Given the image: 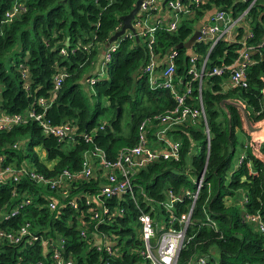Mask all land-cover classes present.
Segmentation results:
<instances>
[{
	"label": "trees",
	"instance_id": "trees-1",
	"mask_svg": "<svg viewBox=\"0 0 264 264\" xmlns=\"http://www.w3.org/2000/svg\"><path fill=\"white\" fill-rule=\"evenodd\" d=\"M215 1L227 10L231 6L233 14L245 5L243 1ZM15 2L25 8L6 19V10ZM134 2L0 0V113L40 110L38 99L44 97L49 102L45 117L53 124L68 122L73 126L70 136L63 140L43 131L36 120L0 130V169L7 165L25 166L46 176H55L64 168L70 172L56 188L24 174L16 182L13 170L3 174L0 230L13 231L27 224L28 233L17 242L0 236V264H56L52 257L55 250L75 264H148L141 253L144 241L138 215L148 212L157 228L161 219L167 228L170 215L164 203L168 191L180 195L173 203V213L179 216L188 212L192 197L185 191L195 188L194 180L203 169V184L190 213L188 238L178 262L264 264V233L243 219V214L257 212L264 221V137H250L240 108L230 103L224 108L220 104L224 98L241 101L252 123L264 121V44L248 66L247 86L225 88L231 68L216 74L209 71L214 66L230 64L238 55L240 43L220 38L209 51L200 93L198 81H193L186 99L197 105L201 95L209 140L203 119L170 125L166 135L180 141L178 159L159 157L137 167L130 172L133 194L102 198L107 212L99 206L102 201L97 199V192L107 182L103 159L86 150L97 146L107 159H114L120 147L136 142V128L142 119L161 114L175 102L169 89L149 86L142 71L146 59L142 38L120 34L111 41L116 44L111 58L102 64L105 43L119 29L120 16ZM250 13L253 40L257 41L264 30V10L261 5H254ZM190 32L191 24L187 22H182L175 32L156 31L159 51L177 49L176 71L180 74L184 73L190 53L203 56L209 47L204 41H195L189 48L177 46ZM88 42L90 45L84 48ZM61 48L66 53H61ZM60 70H66L67 75L54 89V74ZM89 77H93L91 83ZM82 84L87 90L90 85L93 87V102ZM102 116L106 121L100 119ZM155 122L163 126L160 121ZM86 135L91 139L86 140ZM246 135L248 142L244 141ZM149 137L155 136L150 133ZM194 146L197 153L193 152ZM238 146L244 157L232 167ZM36 147L44 152L43 157ZM24 158L33 167L21 163ZM85 159L93 167L86 176L81 172ZM88 194L92 197L90 203L85 202ZM228 197H233L234 202L227 203ZM26 198L28 202L24 201ZM71 198L77 199V207L69 203ZM51 199L56 203L53 208L49 206ZM94 209L99 210L97 217L93 216ZM159 216L163 217L157 222ZM30 237L36 239L29 242ZM105 243L111 245L110 251ZM199 256L206 261L196 262Z\"/></svg>",
	"mask_w": 264,
	"mask_h": 264
},
{
	"label": "built area",
	"instance_id": "built-area-1",
	"mask_svg": "<svg viewBox=\"0 0 264 264\" xmlns=\"http://www.w3.org/2000/svg\"><path fill=\"white\" fill-rule=\"evenodd\" d=\"M236 1H243L245 3L244 7L237 14L232 13L233 9L231 6L227 10L223 8L221 3H216L215 0H141L139 9L132 19L134 29H126L123 33L127 37L135 36L145 40L146 59L142 65V71L147 78L148 84L151 88L162 87L169 89L175 102L173 106L167 108L161 114L142 119L136 128V142L131 146L125 145L120 147L114 159H107L104 151L97 146L86 150V152L103 159L102 167L104 168L107 182L102 185L96 196L98 200L102 201V204L99 205L98 203V205L103 212H107L108 207L103 203L102 198L123 193L133 194V185L130 178L132 170L144 166L149 161L159 157L178 159L180 155V141L170 139L166 135V131L170 125L183 123L187 119L193 122L203 119L205 121L206 137L209 140V128L206 122L201 95L199 94L198 96L197 105L186 102V99L191 94L193 81H198L200 93L209 51L220 38L227 37L230 40L239 42L238 55L230 64L214 66L209 72L216 74L221 73L224 68H231L226 85L233 87L247 86V69L254 61L247 49L259 48L264 44V30L259 40H253L255 31L251 26L253 16L250 12L254 5H261V8L264 10V0H233V2ZM24 8L21 3L15 2L11 8L6 10V19L10 20ZM199 21L201 22L198 27L200 34L195 41L208 43L207 53L203 56L197 55L195 52L190 53L184 73H177L176 57L178 51L176 48H166L164 52L159 51L156 31L158 29H165L169 32H175L182 22H187L191 24V35L196 29V23ZM236 24H239L238 30L234 32L233 26ZM247 24H250V26L247 27ZM89 45L90 42L84 44L83 47L87 48ZM115 48L116 44L109 42L104 51L102 64L111 58V52ZM60 52L66 53V50L61 48ZM65 75H67L66 70H60L54 74V89L60 87L61 79ZM88 80L91 83L93 77H89ZM38 103L42 106L40 110L26 108L23 111L14 113H0V130H7L14 125L25 123L29 120H36L40 123L43 131L56 135L59 140L69 137L73 131V126L68 122L53 124L44 114L49 102L44 97H39ZM155 120L160 121L163 126H159ZM150 133L154 134L155 137L150 139ZM90 139L91 137L86 135V140ZM207 148H209V143ZM243 157L244 152L240 153L237 161L238 164ZM92 168V164L85 159L81 172L85 176L89 175L92 173ZM11 170L15 172L12 177L16 182L19 180V175L24 174L37 182L48 183L50 188H56L58 184L64 182L66 177L70 176L67 168L57 172L55 176H46L36 168L27 169L25 166L7 165L3 169H0V180L3 174ZM203 177L204 169L194 180L195 188L185 191V193L192 197V202L188 212H181L179 216L173 213L172 207L174 201L179 200L180 195L175 194L172 190L168 191V200L164 203L170 215L167 228H157V223L148 212H141L138 215L144 241V249L141 253L147 259L148 264H180L178 262V255L188 238L186 236V226L190 220V213L193 208L192 204L194 206V202L203 184ZM100 194H103V196L99 197ZM91 198V195L88 194L85 202L90 203ZM243 198L246 199L247 197L244 196ZM24 201L28 202L29 199L26 198ZM69 203L73 207L78 206V201L75 198H71ZM55 205L56 203L53 199L49 200L50 207L53 208ZM93 211V216L97 217L99 210L94 209ZM15 212L16 210L12 214ZM244 219L253 223L256 229L264 233V221H262L259 213H245ZM158 230L160 231L159 234H157ZM27 233V224H23L13 231L5 232L0 230V236L7 237L11 242L21 240ZM81 233L84 234V231L81 230ZM33 239L36 238L30 237L28 241L31 242ZM104 245L107 251L111 250L109 243H105ZM52 257L56 264H75L71 258H64L60 250H55L52 253ZM195 261L204 263L206 259L204 256H199ZM24 264L29 263L24 262Z\"/></svg>",
	"mask_w": 264,
	"mask_h": 264
},
{
	"label": "water",
	"instance_id": "water-1",
	"mask_svg": "<svg viewBox=\"0 0 264 264\" xmlns=\"http://www.w3.org/2000/svg\"><path fill=\"white\" fill-rule=\"evenodd\" d=\"M140 2L141 0H135L133 7L125 14H122L120 16L121 18V26L119 27V29H117L116 31H114L112 33V35L110 36L109 40L105 43V45L107 46L109 44V42H111L112 40H114L117 36H119L120 34H122L123 32L126 31V29H134L133 25H132V19L135 17L139 6H140ZM201 22H197L196 23V29L193 31V33L183 42H179L177 46L180 47H186L189 48L192 46V44L194 43V41L196 40V38L198 37V35L200 34L198 27L200 26ZM227 103H231L234 105H237L242 112L243 115V119H244V123H245V128L247 129L248 132H258L259 130L262 129V125H254L252 123V121L250 120V117L248 116V113L245 109V107L238 101L235 100H229V99H221L220 104L224 105ZM193 207V204H192Z\"/></svg>",
	"mask_w": 264,
	"mask_h": 264
},
{
	"label": "rangeland",
	"instance_id": "rangeland-1",
	"mask_svg": "<svg viewBox=\"0 0 264 264\" xmlns=\"http://www.w3.org/2000/svg\"><path fill=\"white\" fill-rule=\"evenodd\" d=\"M238 25L239 24H236L235 26H233V31L234 32H236L237 30H238ZM250 26V24H247V27H249ZM258 50V48H248L247 49V51L251 54V57H253V59H254V53L256 52ZM204 82H203V85H205V80H203ZM82 86L84 87V89H86V87H85V85L84 84H82ZM84 92L85 93H87L88 92V95H89V99H90V101L91 102H93L95 99H96V97H95V95H91L90 93H93V87L90 85L89 87H88V90L86 89V90H84ZM102 101L104 102L105 101V98H102ZM241 102V101H240ZM243 116V115H242ZM245 124V123H244ZM256 125H258V124H256ZM259 125H262V130H259L258 132H255V135H256V139H262L263 137H264V121L263 122H261V123H259ZM69 140L70 139H68L67 141H66V143L68 144L69 143ZM244 141L246 142H248V137L247 136H245L244 137ZM239 146L237 147V149H236V151L234 152V154H233V156H232V163H231V166L233 167L234 165H235V163H236V161H237V159H238V157H239V155H238V150H239ZM36 150L39 152V154H40V157H43L44 156V153H43V151L41 150V148L40 147H36ZM193 152L194 153H197L198 152V150H197V147L196 146H194V148H193ZM24 160L25 161H23V162H21V163H26L27 165H29V166H32L33 167V165L29 162V160H28V158H24ZM13 164V163H12ZM233 197H231V198H229L228 197V199H226V201H227V203H231V202H234L233 201ZM236 201H237V199H236ZM161 217H163V216H159L158 217V221L157 222H159V219L161 218ZM243 219H244V214H243ZM161 224V225H160ZM160 227L163 229V228H165L164 227V221L161 219V221H160ZM159 227V228H160ZM160 232H158L157 234H159ZM148 262V261H147Z\"/></svg>",
	"mask_w": 264,
	"mask_h": 264
},
{
	"label": "crops",
	"instance_id": "crops-1",
	"mask_svg": "<svg viewBox=\"0 0 264 264\" xmlns=\"http://www.w3.org/2000/svg\"><path fill=\"white\" fill-rule=\"evenodd\" d=\"M227 84V81H226V83H224V87L225 88H227L228 86L226 85ZM229 100H231V99H229ZM238 102H240V101H238ZM241 104H243L242 102H240ZM227 104H229V103H227ZM231 104V103H230ZM221 106H223L224 108H226V104H225V106L224 105H222L221 104ZM237 106V105H236ZM238 107V106H237ZM239 108V107H238ZM100 119L101 120H104V121H106L105 120V117H100ZM254 124V123H253ZM254 125H256V124H254ZM249 134H250V137L251 138H255L256 139V135H255V132H249ZM247 136V135H246ZM243 152V150L241 149V148H239V150H238V155H240V153H242ZM44 153V152H43ZM237 161H238V159H237ZM237 161H236V163H237Z\"/></svg>",
	"mask_w": 264,
	"mask_h": 264
},
{
	"label": "bare ground",
	"instance_id": "bare-ground-1",
	"mask_svg": "<svg viewBox=\"0 0 264 264\" xmlns=\"http://www.w3.org/2000/svg\"><path fill=\"white\" fill-rule=\"evenodd\" d=\"M262 129H263V128H262ZM262 129H261V130H262Z\"/></svg>",
	"mask_w": 264,
	"mask_h": 264
}]
</instances>
